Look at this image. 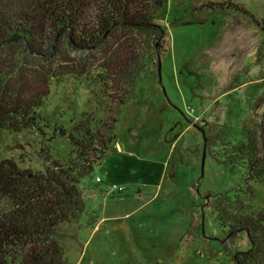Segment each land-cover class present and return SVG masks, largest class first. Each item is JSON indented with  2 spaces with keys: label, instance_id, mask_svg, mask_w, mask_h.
Instances as JSON below:
<instances>
[{
  "label": "rangeland",
  "instance_id": "obj_1",
  "mask_svg": "<svg viewBox=\"0 0 264 264\" xmlns=\"http://www.w3.org/2000/svg\"><path fill=\"white\" fill-rule=\"evenodd\" d=\"M200 2H231L264 23V0H166L156 12L165 30L160 79L154 60L121 108L108 154L84 181L83 213L58 227L68 264H235L236 253L249 249L245 234L227 241L209 205L244 187V169L204 151L201 129L225 124L236 140L243 123L264 113L263 35L231 8L193 12ZM103 89L85 77L51 83L38 112L54 136L52 156L64 160L70 151L60 130L113 114L118 93L108 98ZM42 140L0 130V162L40 169ZM253 187L259 212L264 190Z\"/></svg>",
  "mask_w": 264,
  "mask_h": 264
},
{
  "label": "trees",
  "instance_id": "obj_2",
  "mask_svg": "<svg viewBox=\"0 0 264 264\" xmlns=\"http://www.w3.org/2000/svg\"><path fill=\"white\" fill-rule=\"evenodd\" d=\"M165 2L0 0V130L31 131L43 139L40 169L24 170L13 159L0 162V264H68L58 227L83 213L84 181L108 154L121 108L135 98L141 76L165 50V30L154 21ZM230 8L249 18L264 41V23L241 6L200 2L193 12ZM67 77H85L100 83L106 97L118 96L107 121L86 120L68 134L60 130L70 145L61 160L52 156L54 136L47 137L38 110L51 83ZM201 130L206 152L225 167L244 169V187L209 204L227 241L235 243L240 234L248 239L249 249L233 261L264 264V207L257 212L253 206V185L264 190V113L243 123L236 140L225 124Z\"/></svg>",
  "mask_w": 264,
  "mask_h": 264
},
{
  "label": "water",
  "instance_id": "obj_3",
  "mask_svg": "<svg viewBox=\"0 0 264 264\" xmlns=\"http://www.w3.org/2000/svg\"><path fill=\"white\" fill-rule=\"evenodd\" d=\"M158 75H159V79H160V60H159V57H158ZM202 132V130H201ZM202 134L204 135V133L202 132ZM204 151H205V146H204ZM205 159V153L203 155V160Z\"/></svg>",
  "mask_w": 264,
  "mask_h": 264
},
{
  "label": "built area",
  "instance_id": "obj_4",
  "mask_svg": "<svg viewBox=\"0 0 264 264\" xmlns=\"http://www.w3.org/2000/svg\"><path fill=\"white\" fill-rule=\"evenodd\" d=\"M115 188V187H114ZM119 191L121 192V191H123L122 189H119Z\"/></svg>",
  "mask_w": 264,
  "mask_h": 264
}]
</instances>
